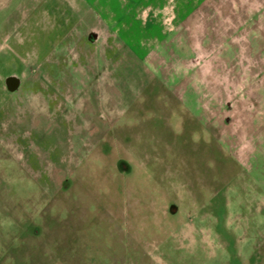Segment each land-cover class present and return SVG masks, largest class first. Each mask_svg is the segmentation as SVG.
Here are the masks:
<instances>
[{
	"label": "rangeland",
	"instance_id": "obj_1",
	"mask_svg": "<svg viewBox=\"0 0 264 264\" xmlns=\"http://www.w3.org/2000/svg\"><path fill=\"white\" fill-rule=\"evenodd\" d=\"M0 264H264V0H0Z\"/></svg>",
	"mask_w": 264,
	"mask_h": 264
},
{
	"label": "water",
	"instance_id": "obj_2",
	"mask_svg": "<svg viewBox=\"0 0 264 264\" xmlns=\"http://www.w3.org/2000/svg\"><path fill=\"white\" fill-rule=\"evenodd\" d=\"M19 79L18 78H16V77H7L6 79H5V84H6V86H7V89L10 91V92H13V91H15L17 88H18V86H19Z\"/></svg>",
	"mask_w": 264,
	"mask_h": 264
},
{
	"label": "flooded vegetation",
	"instance_id": "obj_3",
	"mask_svg": "<svg viewBox=\"0 0 264 264\" xmlns=\"http://www.w3.org/2000/svg\"><path fill=\"white\" fill-rule=\"evenodd\" d=\"M92 34L94 35V33H91V35H92ZM91 35H90V36H91ZM90 36H89V37H90ZM90 40H91V39H90ZM10 77H11V76H10ZM12 77H14V76H12ZM16 78H17V77H16ZM4 82H5V81H4ZM5 86H6V84H5ZM18 87H19V86H18ZM6 88H7V86H6ZM7 90H8V89H7ZM8 91H9V90H8ZM9 92H10V91H9ZM13 92H14V91H13ZM171 210H173V209L171 208Z\"/></svg>",
	"mask_w": 264,
	"mask_h": 264
}]
</instances>
